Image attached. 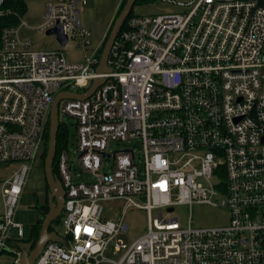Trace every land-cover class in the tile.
I'll return each instance as SVG.
<instances>
[{
	"label": "built area",
	"instance_id": "obj_1",
	"mask_svg": "<svg viewBox=\"0 0 264 264\" xmlns=\"http://www.w3.org/2000/svg\"><path fill=\"white\" fill-rule=\"evenodd\" d=\"M164 1L184 8L127 17L98 74L105 36L86 53L97 35L79 20L85 0H46L37 28L59 24L84 53L77 62L57 39L50 49L23 40L26 24L0 0V163L17 164L0 182V255L12 264L26 239L13 218L51 103L97 76L86 98L59 101V116L74 120L80 170L62 147V233L52 230L64 241L46 242L32 264H264V0ZM111 199L125 202L115 218L100 203ZM198 204L226 208L227 222L195 226ZM177 206L184 221L170 215ZM132 208L148 216L135 238L123 219Z\"/></svg>",
	"mask_w": 264,
	"mask_h": 264
},
{
	"label": "rangeland",
	"instance_id": "obj_2",
	"mask_svg": "<svg viewBox=\"0 0 264 264\" xmlns=\"http://www.w3.org/2000/svg\"><path fill=\"white\" fill-rule=\"evenodd\" d=\"M17 1V0H15ZM122 0H85L82 5V11L79 14V20L85 26H90L94 23V32L100 34L107 31L110 22L112 21L115 12L118 10ZM175 2H188L190 0H174ZM152 2V3H151ZM19 5L15 7L10 5L9 9L19 16V21H23L26 25L19 29V36L23 40L31 39L34 47L50 49L58 47L56 38L53 34L47 35L44 32L37 31L39 25L43 22L45 14L46 0H18ZM184 7L164 0L137 2L134 3L131 13L148 15L160 14L165 12H174L182 10ZM19 23V22H18ZM98 35L92 41L91 46L86 50L90 53ZM63 51L70 61H80L84 57V53L75 46V41L70 40L64 47ZM59 121L63 122L68 130L67 143L65 148L68 151V159L72 165L73 172H79V164L77 160V138L74 127L73 118L60 115ZM125 144H111L110 148H122ZM42 147L38 149L36 156L31 162V167L28 171L25 185L18 205L15 210L14 221L23 225V237H29L32 224L36 223L41 217L39 202L44 199V189L46 190L47 183L44 176L43 158L41 156ZM17 168L14 162L0 163V182L7 179ZM103 206V216L115 218L123 210L125 202L122 199H111L100 202ZM1 206V204H0ZM187 209L182 206H177L170 215L178 216L181 221H184L188 216ZM166 214V213H165ZM156 216V211L152 212V217ZM124 221L129 226L128 234L131 238H135L143 234L148 225V216L144 210L137 208L128 209L124 216ZM228 220V212L223 207H213L206 204L195 205L193 209V224L195 226H214L226 223ZM51 227L58 233H62L61 221L52 222ZM12 238H19L15 228L10 233ZM116 258V255H111ZM0 264H12V256L7 253L0 255Z\"/></svg>",
	"mask_w": 264,
	"mask_h": 264
},
{
	"label": "water",
	"instance_id": "obj_3",
	"mask_svg": "<svg viewBox=\"0 0 264 264\" xmlns=\"http://www.w3.org/2000/svg\"><path fill=\"white\" fill-rule=\"evenodd\" d=\"M135 0H125L124 5L121 10L116 15L113 20V24L109 30L108 36L103 45L102 51L100 53L99 64L97 67V73L102 74L108 70L107 59L111 48V45L121 28L124 20L129 15ZM47 34H55L56 39L62 46L66 44L67 37L62 34V30L59 24L56 27L48 30ZM104 81V77L97 76L93 79L92 84L85 92H75V91H60L58 92L52 103L49 112V128H48V140L47 148L43 162L44 176L48 187V210L41 213V224L37 239L30 241H18L16 247L20 250V257L17 264H32L36 259L38 254L41 252L44 244L48 241H56L62 243L64 239L60 237L54 230L50 229L52 222L60 216L63 201H64V189L62 187L61 181L53 173V162L56 152L57 143V132L60 124L58 104L61 99H84L89 96L98 85Z\"/></svg>",
	"mask_w": 264,
	"mask_h": 264
},
{
	"label": "trees",
	"instance_id": "obj_4",
	"mask_svg": "<svg viewBox=\"0 0 264 264\" xmlns=\"http://www.w3.org/2000/svg\"><path fill=\"white\" fill-rule=\"evenodd\" d=\"M150 1H154V0H135V3H137V2H140V3L141 2H150ZM124 3H125V0H122L120 6L118 8V12L121 10V8L124 5ZM12 4L15 7H17L19 5L18 0L17 1H15V0H6V2L4 3V7L3 8L6 9V8L10 7V5H12ZM132 14L133 13L130 12V14L128 15V17L131 16ZM1 20H12V21H14L13 14L4 15V16L1 17ZM112 24H111V26H112ZM111 26H110V28H111ZM110 28H109V30H110ZM108 33H109V31H108ZM108 33H107V35L105 37V40H106V38L108 36ZM104 43H105V41H104ZM103 45H102V47L99 50L100 53L102 51ZM48 128H49V120H48V123L46 125V132H45V134L43 136L42 153H41V156H42L43 159L45 157L46 148H47ZM67 135H68V130H67L66 125L63 122H60L59 127H58V132H57V143H56L55 158H54V162H53V173L56 176H58V177H59V175H58L57 168H56V159H57V155H58L60 149L62 147H65L66 146V143H67ZM46 188L48 189V187H46ZM47 209H48V204L45 206V211ZM60 218H61V216H59L56 219V221H60ZM40 224H41V220L39 218L38 221L32 225V227H31V234L29 235V237H27L26 239H23V240L24 241H30V240L33 239L35 241L37 239V237H38V233H39V229H40ZM52 229L53 228L51 227V230Z\"/></svg>",
	"mask_w": 264,
	"mask_h": 264
},
{
	"label": "flooded vegetation",
	"instance_id": "obj_5",
	"mask_svg": "<svg viewBox=\"0 0 264 264\" xmlns=\"http://www.w3.org/2000/svg\"><path fill=\"white\" fill-rule=\"evenodd\" d=\"M47 194H48V189L46 188V190L44 189V199H43V201L42 202H39V208H40V211L42 212V213H44V212H46L45 211V206L48 204V198H47ZM60 215H61V213H60ZM51 226V225H50Z\"/></svg>",
	"mask_w": 264,
	"mask_h": 264
},
{
	"label": "crops",
	"instance_id": "obj_6",
	"mask_svg": "<svg viewBox=\"0 0 264 264\" xmlns=\"http://www.w3.org/2000/svg\"><path fill=\"white\" fill-rule=\"evenodd\" d=\"M154 1H157V0H154ZM153 1V2H154ZM135 3V2H134ZM152 3V2H151ZM131 12V11H130ZM118 14V10L115 12V15H114V17H113V19H112V21L110 22V24H109V27H108V29H107V31L105 32V33H103V34H100V32H99V29H98V33H99V40H98V42L103 38V36H105L106 37V35H107V33H108V31H109V28H110V26H111V24L113 23V20L115 19V17H116V15ZM130 14V13H129ZM133 14H135L134 12H133ZM132 14V15H133ZM128 17V16H127ZM126 17V18H127ZM125 21V20H124ZM91 25H93V27H94V23H91L90 24V26ZM96 35H98V34H96ZM98 42H96V44L98 43ZM42 213V212H41ZM33 225V224H32ZM31 234V233H30Z\"/></svg>",
	"mask_w": 264,
	"mask_h": 264
}]
</instances>
